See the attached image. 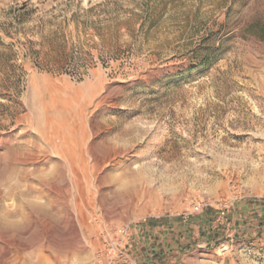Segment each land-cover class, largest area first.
I'll list each match as a JSON object with an SVG mask.
<instances>
[{
    "label": "rangeland",
    "instance_id": "374dc122",
    "mask_svg": "<svg viewBox=\"0 0 264 264\" xmlns=\"http://www.w3.org/2000/svg\"><path fill=\"white\" fill-rule=\"evenodd\" d=\"M203 263L264 264V0H0V264Z\"/></svg>",
    "mask_w": 264,
    "mask_h": 264
},
{
    "label": "bare ground",
    "instance_id": "6f19581e",
    "mask_svg": "<svg viewBox=\"0 0 264 264\" xmlns=\"http://www.w3.org/2000/svg\"><path fill=\"white\" fill-rule=\"evenodd\" d=\"M51 101H52V104L55 103V100H53V98H51ZM59 118H60L59 115H54L53 117H47L46 119L48 122L52 121L53 124H56L55 131H57L56 132V133H58L57 135L60 136L59 138H60V142L62 144L61 148H59V151L62 153L64 158L67 160V162L69 163V166L71 168H73L72 170H74V181H73L74 183H71V184H73V188L78 193L80 200L83 201V192H84V188H86V187L83 186V184L81 182V178L77 172V169L85 170L87 168V166L85 165V159L83 158V156L81 155V153L79 151V143H78L77 138H76V135H78V134L74 133L73 128H66V126H63V124L61 123ZM52 136H54V135H52ZM56 139H57V136H56ZM57 144H60V143H57ZM68 163H67V165H68ZM80 204H81L80 202L75 201V207L76 208L80 207ZM70 219H71V221L74 220L72 215H70ZM217 250L222 251L224 253V251L221 247H218Z\"/></svg>",
    "mask_w": 264,
    "mask_h": 264
},
{
    "label": "trees",
    "instance_id": "16d2710c",
    "mask_svg": "<svg viewBox=\"0 0 264 264\" xmlns=\"http://www.w3.org/2000/svg\"><path fill=\"white\" fill-rule=\"evenodd\" d=\"M210 227V225L209 224H207V228H209ZM213 232H214V230H213ZM202 234H204V233H202ZM220 240L218 239V240H216V242H219Z\"/></svg>",
    "mask_w": 264,
    "mask_h": 264
}]
</instances>
